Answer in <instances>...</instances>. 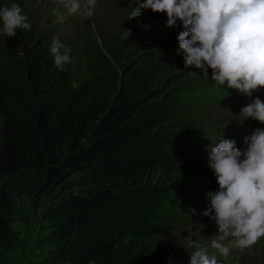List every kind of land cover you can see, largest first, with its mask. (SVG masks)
Here are the masks:
<instances>
[{"label": "trees", "instance_id": "1", "mask_svg": "<svg viewBox=\"0 0 264 264\" xmlns=\"http://www.w3.org/2000/svg\"><path fill=\"white\" fill-rule=\"evenodd\" d=\"M19 6L30 29L0 34V264L20 247L14 200L53 192L33 264H189L194 249L176 233L199 223L188 211L201 190L218 187L191 173L216 143L218 124L199 113L225 87L194 77L181 31L158 16L126 40L118 28L92 41L77 77L72 51L54 65L53 40L69 48L57 31Z\"/></svg>", "mask_w": 264, "mask_h": 264}, {"label": "clouds", "instance_id": "2", "mask_svg": "<svg viewBox=\"0 0 264 264\" xmlns=\"http://www.w3.org/2000/svg\"><path fill=\"white\" fill-rule=\"evenodd\" d=\"M69 15L90 18L97 0H62ZM136 5L129 20L139 17L142 10L166 16V26L179 22L183 30L176 37L178 52L184 54L185 67H194L218 87L245 96L264 90V0H133ZM27 16L13 2L0 6V34L15 37L18 29L29 30ZM131 35L124 29L123 39ZM63 49V52H61ZM59 39H54L50 53L54 65L62 68L70 63L69 52ZM195 74V72H193ZM243 121L252 118L264 124V100L251 99L240 109ZM245 148L236 147L231 139L209 145L208 167L218 188L209 191L208 210L203 215L218 226V238L211 248L227 258L230 249L222 242L232 238L240 250L257 245L264 239V129L256 128L244 139ZM191 251L189 264H218L207 247L185 238Z\"/></svg>", "mask_w": 264, "mask_h": 264}, {"label": "rangeland", "instance_id": "3", "mask_svg": "<svg viewBox=\"0 0 264 264\" xmlns=\"http://www.w3.org/2000/svg\"><path fill=\"white\" fill-rule=\"evenodd\" d=\"M18 5H25L29 7L30 12L34 16H39L43 20L44 25L53 27L61 41L65 43L73 52L76 67V76L78 77L83 66L90 61L89 45L92 41H98L100 38L109 36L113 33H120L118 28L130 30L134 32L137 24L141 23L145 16L151 18L152 16L165 17L162 13H154L151 10H142V14L134 19H127L128 14L136 5L133 0H97L94 7L93 14L90 18L85 15H69L62 0H3L1 6L9 5L11 3ZM161 14L162 16L158 15ZM117 23L118 26L113 25ZM175 28L176 31H182L183 28L179 22L170 29ZM167 33V34H166ZM166 37L169 39L168 31H165ZM180 61L184 62L182 57ZM80 65V68H78ZM194 77L204 79L207 82L211 80V70H208L207 76L195 69ZM212 81V80H211ZM210 88L213 90L216 86L212 82ZM216 97V94H215ZM217 99L211 104L206 105V108L199 113V120L203 123H214L221 126L229 121L239 122L242 118L239 115L240 109L248 104L250 101L241 102H224ZM205 147L204 149L207 150ZM191 173L195 179L202 181L205 178L210 180L215 179L214 174L208 167V160L197 159L190 167ZM200 184V183H199ZM201 186V185H200ZM203 186V184H202ZM53 192L49 196H42L40 199L31 200L24 197L16 198L13 202V209L16 214V222L14 227L21 239L20 247L11 255L10 264H33L39 257L43 250L40 241L42 236L47 231V222L43 217V212L46 210L55 198ZM52 199V201H51ZM207 211L203 210V213ZM188 214L192 215L190 211ZM211 213L208 216H198L197 225H189L186 228L180 229L176 234L180 238H186L189 235L199 243H208L209 252H212L211 240L218 238V226L214 220H211ZM206 222V223H205ZM229 247L230 252L227 258L221 256L218 252L213 253L219 255L220 260L225 264H264V247L262 244L240 250L232 245V238L226 237L222 242Z\"/></svg>", "mask_w": 264, "mask_h": 264}]
</instances>
